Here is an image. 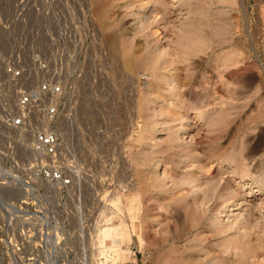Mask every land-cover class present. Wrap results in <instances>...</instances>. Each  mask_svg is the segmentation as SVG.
I'll return each mask as SVG.
<instances>
[{
	"label": "rangeland",
	"instance_id": "374dc122",
	"mask_svg": "<svg viewBox=\"0 0 264 264\" xmlns=\"http://www.w3.org/2000/svg\"><path fill=\"white\" fill-rule=\"evenodd\" d=\"M89 1L111 27L67 141L93 176L88 219L97 206L115 212L101 217L105 256L264 264V0Z\"/></svg>",
	"mask_w": 264,
	"mask_h": 264
},
{
	"label": "built area",
	"instance_id": "2783aa9c",
	"mask_svg": "<svg viewBox=\"0 0 264 264\" xmlns=\"http://www.w3.org/2000/svg\"><path fill=\"white\" fill-rule=\"evenodd\" d=\"M102 72V34L89 0H0V246L7 264H72L74 257L125 264L102 253V207L88 219L85 206V179L93 176L67 141L81 93ZM131 185L132 178L124 191ZM124 246L134 263L140 251Z\"/></svg>",
	"mask_w": 264,
	"mask_h": 264
},
{
	"label": "bare ground",
	"instance_id": "6f19581e",
	"mask_svg": "<svg viewBox=\"0 0 264 264\" xmlns=\"http://www.w3.org/2000/svg\"><path fill=\"white\" fill-rule=\"evenodd\" d=\"M102 9V8H101ZM100 11V10H99ZM99 13H100V15H99ZM98 14H97V18L96 19H98V23H99V25H100V29H101V32L103 33H105V32H109V30H110V27H111V24H110V19L108 18V16L109 15H107L108 13H106V12H104V10L103 11H101V12H99ZM98 25V26H99ZM114 28V27H113ZM107 29H109V30H107ZM101 33V34H102ZM113 35V34H112ZM113 41V40H112ZM111 42V41H110ZM113 43V42H112ZM114 45V44H113ZM115 46V45H114ZM116 49H118V48H116ZM116 51V50H115ZM127 55V54H126ZM128 60V59H127ZM132 61V60H131ZM133 63V62H132ZM128 65H129V63H128ZM130 66H132V64L130 63ZM133 69V68H132ZM131 71V70H130ZM140 101V100H139ZM138 101V102H139ZM182 101V100H181ZM142 106V105H141ZM71 137V136H70ZM220 158V157H219ZM218 159V158H217ZM217 161H219V160H217ZM230 189V188H229ZM212 190V189H211ZM216 190H218L217 188L215 189V192H216ZM225 190L226 189H223L222 191H221V193L219 194V199H218V197H217V201L218 200H222V202H223V200H224V203H223V205L229 200V198H230V196H231V194L229 193V191H227V192H225ZM234 192V191H233ZM209 193V192H208ZM214 193V192H213ZM213 196H214V194H213ZM212 196V197H213ZM209 197V196H208ZM208 197L206 198V201H208V202H210V198L211 197H209V199H208ZM233 197V196H232ZM205 200V199H204ZM207 203V202H206ZM216 203V202H215ZM219 203V202H218ZM208 204V203H207ZM187 205H190V203L189 204H187ZM184 206V207H186L185 209L186 210H188L187 212L188 213H190V210H189V208H188V206ZM216 205H218V206H221L222 204H217L216 203ZM192 206L193 205H190V207L192 208ZM118 208H120L122 211L124 210L123 209V207H121V206H119ZM109 209H110V206L108 205H105L104 207H102V209H101V217L104 219V215L105 214H108V215H113L114 213H112V211H109ZM192 209H194V206H193V208ZM115 210V209H114ZM192 212V211H191ZM117 213V212H116ZM196 214V213H195ZM194 214V215H195ZM118 215V214H117ZM192 217V216H191ZM197 220V219H196ZM101 230V229H100ZM101 233V232H100ZM225 233V232H224ZM102 235V234H101ZM102 238V237H101ZM239 238V237H238ZM242 238L240 237V240H241ZM243 239H244V237H243ZM238 240V242H239V239H237ZM243 241V240H242ZM101 242L103 243V239L101 240ZM243 242H245V241H243ZM101 243V246H102V253L104 254V252L106 251V250H110V248L109 247H106L104 244H102ZM237 243V242H236ZM239 244H241V242L239 243ZM239 246V245H238ZM114 247V246H113ZM114 248H116V247H114ZM231 249H232V247H231ZM237 249V248H236ZM238 249H239V247H238ZM116 250V249H115ZM107 252V251H106ZM107 253H109V251L107 252ZM105 255V254H104ZM107 255V254H106ZM109 255H111L110 253H109Z\"/></svg>",
	"mask_w": 264,
	"mask_h": 264
}]
</instances>
